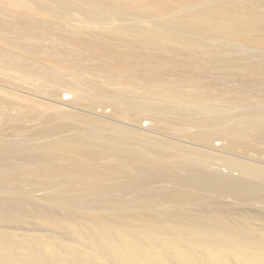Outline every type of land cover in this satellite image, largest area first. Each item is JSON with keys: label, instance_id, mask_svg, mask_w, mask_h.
Returning a JSON list of instances; mask_svg holds the SVG:
<instances>
[{"label": "rangeland", "instance_id": "1", "mask_svg": "<svg viewBox=\"0 0 264 264\" xmlns=\"http://www.w3.org/2000/svg\"><path fill=\"white\" fill-rule=\"evenodd\" d=\"M196 1L199 0H150L148 2L151 4L139 1L138 6L137 3L128 1L123 11L130 15L135 13L137 17L119 15L117 17L122 20L119 22L120 19L116 20L117 17L111 16V19L97 23V20L91 22L84 16L81 18L83 12L78 0H0V69L4 68L0 71V141L5 144L10 138L15 142L13 144L9 139L13 147L6 143L9 150L0 144L3 149H0V233L10 236L14 241L29 236L35 237V240L56 243L54 245L58 247L64 244L81 248L80 239L73 230L86 231L93 229L92 226L104 224L134 226L139 224L138 220L141 218L160 221L166 219V222L172 223H200L206 220L208 224L227 223L236 225L241 230L255 229L264 232V178L240 176L242 174L238 170H231L217 160L238 161L264 171V46L262 49L253 46L256 45V39L264 40L261 38L264 37V14H261L263 17H260L253 28L245 31L237 26L234 19H222L216 14L211 15L209 20L195 19L198 13L206 14L202 12L206 10V7L202 8L204 5H196L195 10L192 9V13L187 15L184 2ZM140 3L148 4L141 9ZM132 4L136 6L134 12L131 10ZM217 7L221 6L216 5L214 8ZM252 7L257 9L254 5ZM159 13L164 16H157ZM172 19L173 22L170 21ZM135 22H138L137 26L142 33L136 31L138 27ZM252 23L248 21L242 24ZM188 25L189 28L194 27V31L196 25H200L197 28L204 29L203 33L210 34L208 37L220 34L223 25H229L233 30L229 28L223 35L207 41V36L199 34L201 31L197 34L192 29H189L191 32L187 31ZM171 28H175V33ZM236 32L247 39L244 38V46H240L242 42L235 45L232 42L235 40L230 39V35ZM203 36L207 38L204 39ZM250 38L254 40L250 41ZM223 40L227 43L221 42ZM134 62L144 65L137 67ZM68 69L75 72L70 73ZM76 72H81V76ZM66 73L71 78V74L75 73L79 78H84L79 80L75 74L77 81L73 79L76 85L72 83L73 79H67ZM59 74L66 78L58 76ZM151 80L155 82L154 85ZM67 81H71V85L64 84ZM129 82L133 84L132 87L135 85L143 89L135 87L137 94ZM126 86L131 95L125 92ZM139 89L141 92L145 91V95L147 91L153 95L161 93L164 99L167 96V101H159L156 98L158 94H155V100L151 101L153 106L168 107L166 111L141 113L135 109L131 101L134 96L141 98L140 103L151 97L150 94L143 95ZM74 91H80L77 94L79 96ZM94 91L106 93L102 96ZM36 93L38 96H35ZM62 95L67 97L63 102L75 95L81 96L78 99L84 103L77 100V109L72 108L58 101V97ZM92 95L94 98L90 99ZM123 95L127 100L122 98ZM175 97L177 103H174ZM108 99H113V102ZM119 101L121 104L117 103ZM38 104L40 107H37ZM169 106L173 108L169 109ZM137 118L139 120H135ZM218 118L227 119L226 127H235L239 123H249L250 126L243 127L245 130L240 129V126L236 133L242 134L237 136L233 132V137L229 134L231 138L223 134L217 137L219 133L215 132L216 137L210 139V144L206 143L204 139L207 130L204 124H214ZM212 127L216 131L215 125ZM124 132L129 137L128 141H132L124 143L122 149L131 153L135 151L149 159L154 157L151 151L167 155L152 158L150 163L137 159L136 156L128 160L121 159L115 155V148L118 147L110 139L113 140ZM48 133H52L48 137L49 141L52 137L54 140L55 137L63 139L66 133V140L76 141H65L67 143L56 148V152L55 149L48 148V152L45 148L38 149L36 145L45 143L47 139H40L39 136ZM133 137H137L138 142L133 141ZM103 139L110 140V143L107 145ZM214 142L219 146H215ZM204 144L209 145L203 146ZM45 151L50 154H43ZM70 151L74 152L70 156L77 160H71L66 154ZM92 151L95 154H99V151L101 153L91 160L85 155ZM12 153H16V156H11ZM78 154L81 158L84 157L83 161ZM60 155L62 158L68 157L72 162L67 161V158L61 159ZM200 156L208 159L197 163L203 168V173L220 176L214 178L220 181L212 188L175 184L177 178L187 175V169H194L188 158L197 159ZM35 157L46 158L43 161ZM93 161H97L94 163L96 167ZM54 165H59L56 167L57 171L51 168ZM79 165L86 168H78ZM63 168L69 171H63ZM23 172H26V176L25 173L22 175ZM223 177H242L251 181L250 187L254 186L255 190H247L240 183L222 181ZM133 183H144L145 186L142 184V190L125 192L124 189ZM242 187L252 193L241 196L239 189Z\"/></svg>", "mask_w": 264, "mask_h": 264}, {"label": "bare ground", "instance_id": "2", "mask_svg": "<svg viewBox=\"0 0 264 264\" xmlns=\"http://www.w3.org/2000/svg\"><path fill=\"white\" fill-rule=\"evenodd\" d=\"M2 1V0H1ZM4 1V0H3ZM8 1V0H7ZM80 3H81V6H80V10L83 12V14H81V18L84 16L88 21H91V20H97L99 23V21H106V20H109V18L111 19V16L112 17H119V15H126V16H131L130 18H134V17H137L134 13V15H130V13H127L126 11H123V8H124V5H126L128 3V1L130 2H133L134 3H137L136 6H138V2L139 1H142V2H148L150 0H78ZM152 1V0H151ZM187 1V0H186ZM194 1V0H193ZM191 2V1H190ZM185 3L184 2V5H185V12L186 14H190L192 13V9H194V7L196 5H204L202 8L206 7L205 9L206 10H203L202 12H205L206 14L204 15H200L199 13L196 15V17H194L195 19H201V18H206L207 20H209V17L213 14H216L217 16L221 17L222 19H234L235 22L237 23V26H239V28H243L245 31L248 30V29H251L253 28L256 23L259 21L260 17H263L261 14H264V0H199V1H196V2H192V3ZM9 3V2H8ZM149 3V2H148ZM148 3H145V4H148ZM177 3V2H176ZM10 4V3H9ZM12 4V3H11ZM10 4V5H11ZM131 5V3H129ZM132 4V11L134 12L136 8L135 5ZM144 4V5H145ZM151 4V3H149ZM6 7H8V4H6ZM141 5V3H140ZM144 5H141V9H143L145 6ZM212 6L209 7V6ZM216 5L218 6H221V7H217L216 9L214 8ZM255 6L257 7V9H253L252 6ZM42 6V5H41ZM46 6V5H44ZM48 6V5H47ZM135 6V7H134ZM182 6V5H181ZM187 7V8H186ZM252 7V8H251ZM10 8V7H8ZM44 8V7H43ZM48 9V7H46ZM139 8V7H138ZM146 8V7H145ZM161 8V7H160ZM41 9V8H40ZM44 10V11H47ZM139 9V10H141ZM126 10V9H125ZM137 10V9H136ZM149 10V9H148ZM195 10V9H194ZM42 11V10H41ZM49 11V10H48ZM158 11V10H157ZM156 11V12H157ZM160 11V9H159ZM165 11V10H164ZM164 11L162 12L163 14ZM183 11V10H182ZM183 11V12H184ZM132 12V13H133ZM142 12V11H141ZM140 12V14H141ZM166 12V11H165ZM199 12V11H198ZM179 13V12H178ZM171 14V13H170ZM180 14H181V11H180ZM184 15V13H182ZM181 14V15H182ZM147 15V14H146ZM150 15V14H148ZM156 15V14H155ZM193 15V14H192ZM123 16V17H124ZM157 16H164V15H161L160 13L157 15ZM176 16V15H175ZM83 17V18H84ZM115 18L116 20L117 19H120V18ZM144 17H148V16H144ZM155 17V16H154ZM125 18V17H124ZM123 18V19H124ZM129 18V17H127ZM129 18V20H130ZM141 18H143V15L141 16ZM137 19V18H136ZM146 19H150V18H146ZM153 20V18H151ZM116 20L114 21V23L116 22ZM132 20V19H131ZM130 20V21H131ZM138 20V19H137ZM159 20H160V17H159ZM174 19L170 20L173 22ZM181 20V19H180ZM226 20V21H227ZM91 21V22H93ZM119 22H121L122 20H118ZM129 21V22H130ZM136 21V20H135ZM149 21V20H148ZM176 21H178L176 19ZM175 22V25L177 24L178 26V23ZM181 21H184L181 20ZM201 21V20H199ZM248 21H252L253 23L252 24H248V25H244L243 26V22H248ZM124 22V21H123ZM127 22V21H126ZM143 22V21H142ZM171 22V23H172ZM179 22V21H178ZM136 23V26H137V23L138 22H135ZM140 23V22H139ZM169 23V22H168ZM183 23V22H182ZM227 23V22H226ZM104 25V22L102 23ZM180 24V23H179ZM195 24V23H194ZM114 25V24H112ZM110 25V26H112ZM132 25H135V24H132ZM182 25V24H181ZM179 25V26H181ZM140 26V24H139ZM158 26V25H157ZM168 26V25H167ZM171 26V25H170ZM176 26V27H177ZM195 26V25H194ZM197 27L200 28V25H196ZM195 26V27H196ZM235 26V25H233ZM126 27H129L128 25H126ZM138 27V26H137ZM136 27V28H137ZM173 27V25H172ZM175 27V26H174ZM175 27V28H176ZM195 28L196 31L193 30L194 27L192 28H189V25L187 27V31H189V29H192V31H194L196 34L198 31H201L199 34H203L204 36H207L210 35H206L205 33H203L204 29H201L199 30V28ZM130 28V27H129ZM135 28V27H134ZM135 28V29H136ZM141 28V27H140ZM174 28V29H175ZM229 28H232L233 30V27H230L229 25H223V27L221 28V30L219 31L220 34H217L218 37L219 35H223L226 30H228ZM238 28V29H239ZM139 29V27H138ZM136 29V31H139V33H142V31H140V29L138 30ZM166 29V28H165ZM164 29V30H165ZM172 32L175 33L174 29L171 28ZM180 29H183V28H180ZM186 29V27L184 28ZM238 29H237V32H238ZM129 30V29H128ZM134 30V29H133ZM170 30V29H169ZM179 31V30H178ZM183 31V30H181ZM218 31V30H217ZM191 32V31H189ZM206 32V31H205ZM232 32V31H231ZM233 33L231 34L230 36V39L232 40H235V41H232V42H235L234 44L235 45H239L238 43L239 42H242V44L240 46H244L245 45V39L242 38V35L238 34V33ZM242 32V31H241ZM137 33V32H136ZM194 33V34H195ZM207 33V32H206ZM192 34V33H191ZM201 34V35H202ZM212 35V34H211ZM217 35H212L208 37V40H213V39H216L217 38ZM244 35V33H243ZM203 36V38H204ZM205 37V38H207ZM229 37V36H227ZM204 38V39H205ZM261 38H264V37H261ZM203 39V40H204ZM223 39V38H222ZM221 40V38H220ZM247 40V39H246ZM254 39H251L250 38V41H252ZM257 41L255 42L256 45H253L255 46V48H259L261 47L262 49V46H264V40L263 39H256ZM207 41H205V43H208ZM218 41V40H217ZM212 42V41H211ZM221 42H226L225 40L221 41ZM244 42V44H243ZM126 43V42H125ZM132 43V42H131ZM205 43H203V45H205ZM218 43V42H217ZM216 43V45H217ZM227 43V42H226ZM135 44V43H134ZM225 44V43H223ZM233 44V45H234ZM127 45V44H126ZM128 46V45H127ZM149 46V45H148ZM239 46V47H240ZM252 46V47H253ZM224 47V46H222ZM231 47V46H230ZM233 47V46H232ZM129 48V47H128ZM225 48V47H224ZM264 49V48H263ZM129 50V49H128ZM122 54V53H120ZM134 54V53H133ZM131 53H129V55H133ZM124 55V54H123ZM262 58V57H261ZM139 59V58H138ZM141 59V58H140ZM139 59V60H140ZM137 60V58H136ZM82 61V60H81ZM248 61V60H247ZM132 62H133V59H132ZM131 62V63H132ZM137 62V61H135ZM134 62V63H135ZM136 66L138 65L139 67L141 65L135 63ZM147 64V63H146ZM1 65V64H0ZM144 65V64H143ZM137 66V67H138ZM130 67V66H129ZM132 67V66H131ZM143 67V66H141ZM1 68H3L1 66ZM124 68V67H123ZM251 68V66H250ZM4 69V68H3ZM3 69L0 71H3ZM126 69V68H125ZM69 70V69H68ZM70 73L72 72V70H69ZM73 72H75L73 70ZM72 72V73H73ZM69 73V74H70ZM77 73V72H76ZM75 73V74H76ZM81 72L77 73L78 75L80 74ZM138 73V72H137ZM3 74V73H2ZM33 74V73H32ZM36 74V73H35ZM41 74V73H40ZM39 74V75H40ZM43 74V73H42ZM75 74H71L73 75L72 78L71 76H68V74L66 73V76H67V79L71 78V79H75ZM83 74V73H82ZM38 75V74H36ZM46 75V74H45ZM44 75V76H45ZM65 75V74H63ZM85 74H83L84 76ZM142 75V74H141ZM58 76H61V74H59ZM57 76V77H58ZM81 76V74H80ZM40 77H43L42 75ZM62 77V76H61ZM65 77V76H64ZM62 77V78H64ZM79 78V76H77ZM29 78V77H28ZM31 78V77H30ZM35 79V77H32ZM45 78V77H44ZM66 78V77H65ZM84 77H80L79 80ZM37 80H39L38 78H36ZM43 79V78H42ZM41 79V80H42ZM74 79H73V82L74 84H76L74 82ZM23 80V79H22ZM47 80V79H46ZM59 80H60V77H59ZM63 80V79H62ZM61 80V81H62ZM77 81V78L75 79ZM78 80V81H79ZM28 81V80H26ZM52 81V80H51ZM50 81V82H51ZM109 81V80H107ZM124 81L126 82V80L124 79ZM23 82V81H22ZM35 82V81H33ZM43 82V81H42ZM45 82V81H44ZM48 82V81H47ZM46 82V85L49 83ZM54 82V80L52 81ZM71 81H69L70 83ZM152 82V80H151ZM159 83H161V81H158ZM36 83V82H35ZM38 83V82H37ZM40 83V82H39ZM59 83V82H58ZM63 83V82H62ZM69 84L68 81L65 82L64 84ZM107 83V82H106ZM149 83V82H148ZM153 83H155L154 81L152 82V85H154ZM157 83V82H156ZM28 84V83H27ZM51 85L54 84V83H50ZM129 84H131V82H129ZM128 84V85H129ZM144 84V83H142ZM32 86H34L33 84H31ZM29 85V86H31ZM42 85V83H41ZM71 85V83H70ZM77 85V84H76ZM95 85V84H94ZM92 85V86H94ZM124 85V84H123ZM138 85V84H137ZM158 85V83H157ZM160 85V84H159ZM40 86V85H38ZM58 86V85H57ZM65 86H68V85H65ZM139 86V85H138ZM40 87H43V86H40ZM69 87V86H68ZM127 87L126 86V91L125 92H128L130 93L129 89L127 90ZM135 91L138 89V88H141L140 86L139 87H136L135 85L133 86ZM132 87V88H133ZM137 89H136V88ZM144 89L146 88V85L143 86ZM149 87V86H148ZM152 87V86H151ZM39 88V87H37ZM70 88V87H69ZM95 88V86H94ZM72 89V87L70 88ZM74 89V88H73ZM72 89V90H73ZM101 89V88H100ZM133 89V90H134ZM143 89V88H141ZM141 89L140 92L142 91ZM150 89V88H149ZM96 90V88H95ZM159 90V89H157ZM25 91V90H24ZM28 91V90H26ZM102 92V90H100ZM99 91V92H100ZM123 91V89H122ZM132 91V90H131ZM149 91V90H148ZM152 91V89H151ZM32 92V91H30ZM66 92V91H65ZM77 92V90H76ZM80 92V91H79ZM78 93H75V91L73 93H75L76 95L79 94ZM95 92V91H94ZM98 92V93H99ZM100 92V93H101ZM105 92V91H104ZM102 93L103 95L106 93ZM124 92V91H123ZM122 92V93H123ZM154 92V90H153ZM162 92V91H161ZM168 92V91H167ZM64 93V92H62ZM97 93V92H95ZM94 93V94H95ZM97 93V94H98ZM99 95H102L100 94ZM110 95H112L111 93L112 92H109ZM108 93V94H109ZM115 92H113L114 94ZM121 93V95H122ZM135 93L138 94V92L136 91ZM142 94L145 93L144 92H141ZM169 93V92H168ZM171 93V92H170ZM169 93V94H170ZM116 94V93H115ZM119 94V92H118ZM136 94V95H137ZM140 94V93H139ZM140 94V95H142ZM147 94H150L151 97H149L147 100H143L142 103L141 102V98L140 97H136L134 96V100H131L133 103L132 105L135 107V109H138L140 110V112H156L159 113L161 111H164L165 109H167L168 107H165V106H153V103H151L152 100H155V97L154 95L155 94H158L156 95V98L160 99L159 101L161 100H166L167 101V96H166V99H164V97L161 96V93H155L154 95L150 92L147 93L146 91V95ZM163 94V93H162ZM29 95V94H28ZM32 95V94H31ZM29 95V96H31ZM98 95V96H99ZM102 95V96H103ZM109 95V97H110ZM127 95V94H125ZM131 95V93H130ZM139 95V96H140ZM145 95V94H143ZM145 95V96H146ZM172 95V94H171ZM35 96H38L37 93L35 94ZM40 96V95H39ZM66 95H62L61 97H58L59 98V102L60 103H63V104H66L72 108H76L77 109V105H75L77 103V100L78 101H81L82 103H84L82 100H79L78 98L80 97H77L79 95H77L75 97V95H73L74 97H71V99L69 101H64V99H66L67 97H65ZM94 95L90 96L91 98L90 99H93ZM96 96V97H98ZM101 96V97H102ZM105 96V95H104ZM107 96V94H106ZM114 98H116L115 95H112ZM118 96V95H117ZM128 96V95H127ZM93 97V98H92ZM108 97V98H109ZM112 97V98H113ZM23 98V97H21ZM28 98V97H27ZM33 98V97H32ZM30 98V99H32ZM36 98V97H34ZM33 98V99H34ZM86 99V97H84ZM100 98V97H98ZM103 98V97H102ZM111 98V97H110ZM118 98V97H117ZM124 98V95L123 97ZM133 98V97H132ZM168 98L169 95H168ZM173 98H174V95H173ZM29 99V100H30ZM32 99V100H33ZM40 99V98H39ZM57 99V98H56ZM83 99V98H82ZM96 99V98H95ZM126 99V98H124ZM130 99V98H129ZM146 99V97L144 98ZM171 99V98H170ZM170 99L168 101H170ZM176 99V100H175ZM175 101L174 100H171L172 102L174 101V103H177V97H175ZM23 100V99H22ZM31 100V101H32ZM49 100V99H48ZM54 100V99H53ZM99 100V99H98ZM105 100V98H104ZM102 100V102L104 101ZM107 100V98H106ZM110 100V99H108ZM118 100V99H117ZM116 100V101H117ZM123 100V99H122ZM127 100V99H126ZM140 100V102H139ZM157 100V99H156ZM179 100V99H178ZM25 101H27L25 99ZM40 101V100H39ZM55 101V100H54ZM57 101V100H56ZM90 101V100H88ZM94 101V100H93ZM110 101L113 102V99H111ZM108 101V102H110ZM115 101V102H116ZM181 101V99H180ZM179 101V102H180ZM41 102H42V99H41ZM100 102H101V99H100ZM129 102V100H128ZM135 102V103H134ZM158 102V100L156 101ZM184 102V101H182ZM40 103V102H39ZM45 103V102H44ZM91 103V102H90ZM94 103V102H93ZM92 103V105H93ZM118 104L120 103L117 102ZM117 103H114V104H117ZM125 105H126V102H124ZM131 103V102H130ZM171 103V102H170ZM112 104V103H111ZM113 104V105H114ZM121 104V103H120ZM135 104V105H134ZM39 105V104H38ZM53 105V104H52ZM86 105V104H85ZM85 105H83V108L85 107ZM89 105V104H88ZM95 105V104H94ZM42 106V104H41ZM91 106V104H90ZM172 106V104H171ZM169 106V109L170 107ZM14 107V106H12ZM37 107H40L37 106ZM47 107V106H46ZM51 107V106H50ZM54 107V106H53ZM52 107V108H53ZM88 107V106H87ZM199 107V110H200V106ZM215 107V106H214ZM41 108H45V107H41ZM40 108V109H41ZM49 108V107H47ZM56 108V107H55ZM68 108V107H67ZM71 108V109H72ZM129 108V106H128ZM133 108V107H132ZM131 108V109H132ZM173 108V107H171ZM204 108V107H203ZM210 108H213V107H210ZM15 109V108H14ZM70 109V108H69ZM80 109V108H79ZM134 109V110H135ZM205 109V108H204ZM218 109V108H217ZM45 110V109H44ZM82 110V109H80ZM216 110V109H214ZM166 111V110H165ZM135 112V111H134ZM205 112V111H203ZM63 113V112H62ZM30 114V113H29ZM34 114V113H33ZM94 114V113H93ZM45 115V114H44ZM134 115V113H133ZM153 115V113H152ZM220 117V116H219ZM43 118V117H42ZM47 118V117H46ZM45 118V119H46ZM52 118V117H51ZM109 118V117H108ZM126 118V117H125ZM20 119V118H19ZM128 119V118H127ZM210 119H212L210 117ZM43 120V119H42ZM135 120H139L138 118L135 119ZM209 120V119H208ZM214 120V119H213ZM227 119H222V118H218L216 119V121H214V124H204L205 128H206V133H205V139L207 142L206 143H209L211 142V138L213 136H215L217 133L215 132H218L219 134L217 135V137L221 134L223 135H226L225 137L229 136V134L231 133H235L234 135H241L242 133L238 134L236 133V130H238V128H241L242 129L243 127H248L250 126L249 123L247 124H240L238 121L239 124L235 125V127H226V121ZM131 121V119H130ZM133 121V120H132ZM249 121V120H248ZM254 121V120H253ZM44 122V121H42ZM137 122V121H136ZM246 122V121H245ZM251 122V121H250ZM201 123V122H200ZM199 123V124H200ZM204 123V122H203ZM256 123V121H255ZM258 123V122H257ZM256 123V124H257ZM252 124H254L252 122ZM125 125V124H123ZM134 125V124H133ZM203 125V124H202ZM212 125L215 127L214 128H217L216 131L215 129H213ZM259 125V123H258ZM263 125V124H262ZM261 125V126H262ZM233 126V125H232ZM129 127V126H128ZM199 127V126H198ZM237 127V128H236ZM256 127V126H255ZM204 128V127H203ZM53 129V128H52ZM55 129V128H54ZM60 129V128H59ZM59 129H57L59 131ZM70 129V128H69ZM119 129V128H118ZM64 130V129H63ZM73 130V129H71ZM70 130V131H71ZM243 130H245L243 128ZM251 130V129H250ZM62 130H60L61 132ZM123 131V130H122ZM120 131V132H122ZM54 132V131H52ZM63 132V131H62ZM67 132V131H66ZM128 132V131H126ZM124 132L123 135L126 133ZM56 133V132H54ZM115 133V132H114ZM160 133V132H159ZM64 134V133H63ZM78 134V133H77ZM120 134V133H119ZM39 135V134H38ZM36 135V136H38ZM50 135H52V133H48L47 135H40L39 138H44V137H47V139H45V143L41 142V144L39 145H36L37 148H42L47 151V149H55L54 152H56V148H60L59 146L63 143H74L76 140L74 139H68L66 140L65 138V135L64 134V137L62 139V137L60 138H56L55 137V140L54 138L52 137L51 140L49 141L48 137H50ZM58 135L62 136L61 134H59L58 132ZM118 135L116 138H114L112 140V138L110 139L111 141H113L114 143H116V146L118 148H115L117 150V153L115 154L116 156H119L121 159H124V160H128L130 159L132 156H136L137 159H140L142 161H145V162H152L153 159L152 158H163L165 157V155L167 154H164V153H158V152H155V151H151V154L152 156L154 157H151V159H149V157L147 156H143V155H140V154H136L135 151H133V153L128 152L126 151L125 149H122L125 145L124 143H128V142H131V141H128L129 140V137H127L126 135ZM129 135V134H128ZM232 135V134H231ZM232 135V137L234 136ZM264 135V134H263ZM34 136V135H33ZM33 139H37V137H33ZM55 136V135H53ZM77 136V135H75ZM71 137V136H70ZM74 137V136H72ZM79 137V135H78ZM77 137V138H78ZM81 137V135H80ZM79 137V138H80ZM85 137V136H84ZM92 137V135H91ZM216 137V136H215ZM230 137V136H229ZM30 138V136H29ZM127 138V139H126ZM134 138V137H133ZM140 138V137H139ZM231 138V137H230ZM5 139V138H3ZM10 138H8V141H6L7 144H10L9 147H13V145H11L12 143L14 144L15 142L12 141V139H10V141H12V143L9 141ZM14 139V138H13ZM38 139V140H40ZM42 139V140H44ZM53 139V140H52ZM76 139V138H75ZM85 139V138H84ZM137 137H135L133 139V141H137ZM16 140V138L14 139ZM47 140V141H46ZM80 140V139H78ZM86 140V139H85ZM104 140V139H103ZM109 140V139H108ZM109 140V141H110ZM127 140V141H126ZM216 140V139H215ZM27 141V140H26ZM32 141V140H31ZM67 141V142H65ZM105 142H107V145H108V142L109 141H106L104 140ZM210 141V142H209ZM18 143V141H16ZM28 142V141H27ZM25 142V143H27ZM38 142V141H37ZM36 142V143H37ZM62 142V143H61ZM90 142V141H89ZM213 142V141H212ZM6 143L4 144L2 141H0V144L4 145V149H8L9 147L5 146ZM35 142H33L34 144ZM110 143V142H109ZM113 143V144H114ZM28 144V143H27ZM106 144V143H104ZM102 144V146L104 145ZM208 144V145H209ZM215 146H217V142L215 143ZM32 145V144H31ZM85 145V144H84ZM106 145V146H107ZM208 145H203V146H208ZM35 146V147H36ZM82 145H80L81 147ZM92 146V145H91ZM101 146V145H100ZM113 146V145H112ZM114 146V147H116ZM145 146H148L145 144ZM219 146V144H218ZM17 147V146H16ZM15 147V148H16ZM35 147H32L35 149ZM95 148V146H92ZM21 148V147H20ZM97 148H100L98 147L97 145ZM96 148V149H97ZM102 148H105V147H102ZM1 149V148H0ZM29 150V148H27ZM34 149H31V150H34ZM89 149V148H88ZM149 149V148H148ZM152 149V148H151ZM3 150V149H1ZM0 150V151H1ZM9 150V149H8ZM7 150V151H8ZM37 150V149H36ZM52 150V151H53ZM73 150V149H72ZM81 150V149H80ZM86 150V149H85ZM92 150V149H91ZM95 150V149H94ZM100 150V149H99ZM106 150V149H105ZM109 150V149H107ZM111 150V149H110ZM154 150V149H153ZM6 151V152H7ZM44 151V150H43ZM43 152V154L45 153V155H49L48 153ZM51 151V150H50ZM76 151V149H75ZM84 151V150H83ZM2 152V151H1ZM48 152V151H47ZM104 152V151H103ZM164 152V151H163ZM37 153H40V151L37 150ZM53 153V152H52ZM79 153V152H78ZM87 153V152H86ZM101 152L99 151V154ZM55 154V153H54ZM53 154V156H55ZM64 154V153H63ZM67 155L70 156V154L74 155V152L71 153L70 152H67L66 153ZM99 154H95L90 152L89 154L85 155V156H88L89 159L93 160L94 158H97L96 155H99ZM103 154V153H102ZM10 155V154H9ZM14 155L16 156V153H12L11 156ZM70 156V159L71 160H74L75 161V157L74 156ZM105 155V153L103 154ZM102 155V156H103ZM139 155V157L137 156ZM51 156V157H53ZM80 155L78 154V157ZM96 156V157H95ZM100 156V157H102ZM38 157V156H37ZM35 157V158H37ZM47 159H48V156H46ZM44 157V158H46ZM50 157V156H49ZM57 157V156H55ZM61 157V155H60ZM59 157V158H60ZM71 157H74L73 159ZM82 156H80L79 158H81ZM99 157V158H100ZM19 158V157H18ZM43 158V157H42ZM43 158V159H44ZM54 158V157H53ZM64 158H67L66 160L67 161H70V159L68 157H64ZM61 157V159H64ZM111 157L109 156V159ZM119 158V159H120ZM37 159H40V160H43L41 158H37ZM55 159V158H54ZM69 159V160H68ZM105 159V158H104ZM107 159V158H106ZM118 159V157H117ZM190 159L191 163H193L192 166H194V169H187V175L186 176H183V177H179L176 179V181L174 182L175 184L178 185H183V186H189V187H200V188H212L216 185L217 182L219 181H216L214 178L217 177V175H213V174H207V173H203V168L201 166H199L197 163H200V162H204L205 160H208L206 157H197V159L195 158H188ZM36 160V159H35ZM77 160V159H76ZM80 159H78L79 161ZM81 160L83 161L84 160V157L81 158ZM218 162H223L222 165L225 164V166H228L229 169L231 170H238L240 174V176H244V175H250L251 178L254 176V178L256 177H263L264 178V171H260L258 168H255L253 166H248L247 164L245 163H239L238 161H235L233 162L232 160H227V159H220V158H217ZM34 161V160H33ZM38 161V160H37ZM44 161V160H43ZM58 161V160H57ZM40 162V161H39ZM72 162V161H70ZM69 162V163H70ZM97 162V161H96ZM95 161H93V164L95 163ZM67 163V162H66ZM68 163V164H69ZM142 163V162H141ZM148 163V164H149ZM88 164V163H87ZM94 164V166H95ZM53 165V164H52ZM76 164H74L75 166ZM206 165V164H205ZM59 166V165H58ZM56 165V167H58ZM61 166V165H60ZM65 166V165H64ZM73 166V165H71ZM70 166V167H71ZM89 166V165H88ZM91 166V165H90ZM89 166V167H90ZM204 166V165H203ZM51 167V166H50ZM55 165L51 168L55 169L56 170V167ZM66 167V166H65ZM77 167V165H76ZM86 168V166H83L82 167L79 165L78 168ZM96 167V166H95ZM95 167L93 169H95ZM151 167V166H150ZM84 168V169H85ZM92 168V167H91ZM143 168V167H142ZM48 169V168H47ZM64 169V168H63ZM66 169V168H65ZM65 169L63 171H65ZM88 169V168H87ZM98 169V168H97ZM44 170V169H42ZM67 170V169H66ZM82 170V169H80ZM79 170V171H80ZM101 170V169H100ZM38 171V170H36ZM69 170H67L68 172ZM75 171V170H74ZM78 171V173H79ZM88 171V170H87ZM91 171V170H90ZM89 171V172H90ZM39 172H42V171H39ZM48 172V170H47ZM73 172V171H71ZM100 172V171H99ZM25 173V176H26V172H23L22 175H24ZM28 173V172H27ZM32 173V171H31ZM76 173V172H75ZM37 174V173H36ZM40 174V173H39ZM62 174V173H61ZM83 175V178H84V174L83 172L81 173ZM92 173L90 172V175ZM94 174V173H93ZM96 174V173H95ZM42 175V174H41ZM45 175V174H44ZM50 175V174H49ZM58 177H60V173H58ZM63 175V174H62ZM253 175V176H252ZM25 176H21V177H25ZM35 176V175H34ZM81 175H79L80 177ZM94 176V175H93ZM99 176V174H98ZM101 176V175H100ZM155 176V175H154ZM64 178V176H62ZM153 177V175H152ZM220 176H218L217 178H219ZM88 178V177H86ZM94 178V177H93ZM164 178V177H162ZM231 177H223L221 180L222 181H229V182H234V183H240L242 185L245 186V188H247V190H250V189H254V186L250 187V184H251V181L249 180H246V179H243L242 177H237V178H231ZM60 180L62 179L61 177L59 178ZM66 179V177L64 178ZM156 179V178H155ZM259 179V178H257ZM157 180V179H156ZM246 182V183H245ZM144 186L145 184L142 183ZM139 185L137 183H133L131 184L130 186H128L126 189H124L125 192H134V191H137V190H142L143 189V185ZM1 187V186H0ZM102 190V189H101ZM104 191V189H103ZM239 193L242 194L241 196L243 195H249L252 193L251 192H248L246 191L243 187L241 189H239ZM145 196V195H143ZM246 197V196H245ZM170 204H174V202H169ZM129 207V206H128ZM208 221H204V222H200V223H172L170 221H167L166 222V219H164V221H160L158 219H149V218H141L138 220V223L137 225H134V226H119V225H116V224H104V225H99V226H92L91 228L93 229H89V230H86V231H75L73 230V232L77 235V237L80 239V245L82 246L81 248H75V247H72V246H65L64 244L60 247L54 245L56 243H49L47 241H43V240H35L34 238L35 237H29V236H24L23 238H21L19 241H14L11 239L10 236L8 235H5V234H2L0 233V264H264V232L262 230H255V229H249V230H241L239 227H237L236 225H233L231 226L230 224H227V223H216V222H213V223H210L208 224L207 223ZM8 238V241H6V239ZM85 252H84V250ZM61 253H63V255H60Z\"/></svg>", "mask_w": 264, "mask_h": 264}]
</instances>
